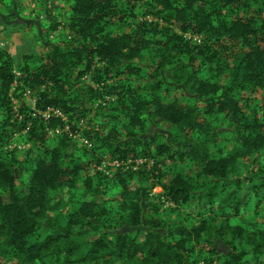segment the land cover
Wrapping results in <instances>:
<instances>
[{
    "label": "trees",
    "instance_id": "16d2710c",
    "mask_svg": "<svg viewBox=\"0 0 264 264\" xmlns=\"http://www.w3.org/2000/svg\"><path fill=\"white\" fill-rule=\"evenodd\" d=\"M69 1L70 47L45 43L46 56L34 67L24 56L18 76L12 57L0 50V255L19 264H264V107L248 112L243 95L256 89L264 94V0H153L163 25L137 22L134 0ZM123 3L130 8L119 10ZM111 17L125 23L131 18L144 35L109 29ZM185 33L204 35L211 43H191ZM221 40L241 49L224 60L214 47ZM142 58L148 67L140 65ZM97 63L106 76L121 69L136 85L148 81L120 86L121 109L106 114L105 107H96L104 131L86 133L95 140L90 149L77 147L54 118L59 134L45 154L34 152L23 161L2 156L13 133L26 130L27 140L36 142L46 133L42 118L30 110L19 123L10 122L14 83L36 95L37 111L75 112L82 107L81 79ZM166 68L174 85L204 103L202 110L167 99L161 74ZM86 95L96 100L102 93ZM156 120L172 133L168 143L155 140L151 151L143 134L148 121ZM224 121L231 148L217 141L215 130ZM108 155L146 162L113 176L90 167L91 160L100 164ZM183 159L196 166L195 175L177 165ZM163 177L167 183L155 181ZM157 186L177 213L174 219L150 216L159 208L153 204L147 210ZM182 210L187 214L181 216ZM48 212L53 215L46 217ZM86 227L94 237L78 238ZM137 227L148 229L121 231ZM214 239L230 253L219 254Z\"/></svg>",
    "mask_w": 264,
    "mask_h": 264
},
{
    "label": "rangeland",
    "instance_id": "374dc122",
    "mask_svg": "<svg viewBox=\"0 0 264 264\" xmlns=\"http://www.w3.org/2000/svg\"><path fill=\"white\" fill-rule=\"evenodd\" d=\"M150 3H154V1H133V7L131 10L133 11L136 21H146L147 24H150L152 21L163 25L157 10L154 9ZM129 8L130 6L123 3L120 4L118 9L123 11ZM71 13V2L69 0H0V50H5L12 57L14 62V72L16 75L20 74V67L23 65L24 56L30 57L28 62L30 67L37 65L40 60L46 56L45 43L57 45L62 49H66L72 45L71 34L67 27ZM107 21L109 22V29H112L113 31H129L134 29L139 36L144 35L142 29L138 28L136 25H133L131 18H127L126 23L118 17H111ZM55 23H57V26L55 29H53L52 26ZM149 27L150 26H148V28ZM173 29L177 30L176 26H174ZM185 36L191 43H211V40H208V38L204 35L185 33ZM214 47L218 50L221 58L224 60H226V58L229 56L234 55L241 49L238 44L228 40H221ZM139 63L143 67H148L150 65V62H148L146 58H142ZM100 66L101 64L97 63L95 68L86 73L81 79L78 88L80 89L79 103L82 105V107L77 109L75 112L68 113L59 110L61 115L65 118V121L61 124L62 129L65 130V125H68L69 133L72 136L70 137L71 141L80 148H87L82 142L83 139H88L86 133L93 135L95 132L104 131V126L99 125L95 118L96 107H98V105L105 107L103 112H106V114L110 112L109 109L111 108L116 107L121 109L118 95V92L122 89L120 86L142 87L141 85H144L148 81V79L141 80L139 84L136 85L132 81L128 80L125 74H120L121 69H112L110 75L106 76L104 71H97ZM161 74L165 84L163 92L165 93L167 99H178L183 104L196 103L197 107L202 110V106L204 104L202 101L196 102L192 96L185 95V91H183L179 86L173 84L171 81L169 68L164 69ZM28 91L29 89L24 88L21 85L18 86V84H15L10 90V122L19 123V121H21L23 118V115L27 113L28 110L33 113L36 95L33 92ZM89 91H92V95H95L96 91H100L102 95L96 100H88L86 94ZM243 95L249 105V108H247L248 112L253 109L260 111V109L264 107V94L259 89L254 91H245ZM27 115H29V113H27ZM3 116H6L5 113H2V117ZM142 116L146 117L145 115ZM42 120L43 121L41 125L44 127V133L46 131L43 142L27 140L28 134L26 133V130L19 133H13L10 140H8L1 147L2 156L6 159L16 157L19 161H23L26 158L30 159L34 152H39L40 155L45 154L46 149L51 148L57 141V136H50L47 133V129H51L52 126H54L52 121H45L43 118ZM118 120L124 121L121 114H118ZM220 124V129L215 130V132H218L217 141L219 145L226 143L228 147L231 148L233 146V141L231 140L232 137L229 131V123L224 121ZM171 133L172 130L169 129L167 124L156 120L155 122L148 121L143 135L147 139L149 149L152 151L155 146V140L156 142L168 143ZM93 143H95L94 139L92 140L91 144L93 145ZM262 155L264 156V152ZM115 160V158L108 155L102 159L100 164H97L95 160H91L90 167L94 168L95 171H98L101 174L113 176L119 171H125L127 169H131L130 167L134 166H137L138 170L143 165L132 163L135 160H139V158L132 160L131 157H128L123 161L121 167L116 168L114 166ZM128 160H131L130 163L127 162ZM251 160L252 158L244 159L245 162H251ZM147 163L148 165H151L152 161L148 162L147 160ZM177 165L183 167L184 171L188 175L196 174L197 168L191 161H189V159H183L179 161ZM243 171L244 174L246 173L249 175L247 172H245L246 170ZM82 179L83 174L81 173L80 178L75 182L78 188L81 187ZM155 181L158 184H165L167 183L168 178L163 177L159 180V182L158 180ZM18 186L23 187V184L18 183ZM161 195L162 189L160 186L153 188L150 195V205H148L147 210L149 211L153 204L159 208L157 212L150 210V216L154 218L174 219L177 216V213L171 211L170 205L165 202ZM4 201H7V197H4ZM186 214V211L182 210V212H180L181 216ZM52 215L53 213L48 212L46 217H51ZM43 224H45V221H43ZM132 230L133 229L131 228L121 229L123 232H130ZM83 237L88 239L94 237L90 228L86 227L79 230L78 238ZM213 244L215 250L219 254L223 255L230 253V249L222 240L214 239ZM0 264L19 263L14 258L11 259L0 255ZM200 264L218 263H207L205 261H201Z\"/></svg>",
    "mask_w": 264,
    "mask_h": 264
},
{
    "label": "built area",
    "instance_id": "2783aa9c",
    "mask_svg": "<svg viewBox=\"0 0 264 264\" xmlns=\"http://www.w3.org/2000/svg\"><path fill=\"white\" fill-rule=\"evenodd\" d=\"M18 76V75H17ZM16 83H14L15 85ZM13 85V86H14ZM29 92V91H28ZM35 105V103H34ZM35 107V106H34ZM32 116L35 117V116H39L41 118H43L45 121H49L51 120V118H59L62 122L65 121V118L61 115L59 109L57 108H53V107H47L43 112H40V111H37L35 108H33V113H32ZM65 130L68 134L69 137H72L71 134L69 133V128H68V125L66 124L65 125ZM47 133L48 135L50 136H57L59 134V129L58 128H51V129H47ZM82 142L84 143V145L87 147V148H91L92 144L90 142V140L88 139H83ZM131 161V160H130ZM130 161L128 160L127 162L130 163ZM146 162V160L144 159H139V160H135L133 161L132 163L133 164H137V165H142ZM123 163V161H119V160H115L114 162V166L116 168H119L121 167V164ZM129 165V164H128ZM132 170H137V166H134V167H130Z\"/></svg>",
    "mask_w": 264,
    "mask_h": 264
},
{
    "label": "water",
    "instance_id": "95a60500",
    "mask_svg": "<svg viewBox=\"0 0 264 264\" xmlns=\"http://www.w3.org/2000/svg\"><path fill=\"white\" fill-rule=\"evenodd\" d=\"M131 229H133V230H143V231H144V230H147L148 228H142V227H139V228H138V227H137V228H131ZM133 230H132V231H133Z\"/></svg>",
    "mask_w": 264,
    "mask_h": 264
}]
</instances>
